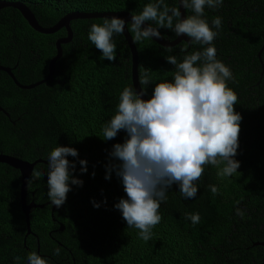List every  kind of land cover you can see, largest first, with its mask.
<instances>
[{
  "label": "trees",
  "instance_id": "obj_1",
  "mask_svg": "<svg viewBox=\"0 0 264 264\" xmlns=\"http://www.w3.org/2000/svg\"><path fill=\"white\" fill-rule=\"evenodd\" d=\"M18 1L30 9L41 26L53 24L69 11L123 10L138 14L145 4L155 2ZM165 3L177 7L176 0ZM192 14L190 9H184V16ZM217 16L222 24L213 29L218 32L213 41L216 52L228 54L231 49L234 61L243 60L246 54L250 64V81L242 88L243 81H227L238 97L234 110L242 117L234 157L240 167L231 177H221L217 172L223 165H205L196 182L197 195L192 199H184L178 185L173 184L159 208L161 222L152 228L148 241L140 238L139 229L127 227L114 207L120 198H126L120 178L112 172L110 179H105V166L110 161L118 163L109 157L112 145L126 138L121 130L115 139L104 140L102 131L115 114L121 91L131 86L130 55L122 35L113 36L116 60L110 62L88 39L91 25L102 24L104 18L71 20V40L61 45V55L47 83L51 84L22 89L0 71V107L8 114L6 117L0 112V154L46 162L33 166L26 184V202L50 201L47 157L57 145L77 150L78 157L66 159L75 162L72 174L83 181L82 186L70 184L65 203L52 210L53 220L50 205L30 209L28 223L34 235L24 237V218L15 198L17 171L0 163V264H28L27 256L33 251L49 264H259L263 250L253 243L264 241V48L259 56L261 67L256 53L264 40V0H222L218 8L205 6L203 18L210 26ZM126 27L133 40L130 23ZM158 30L167 40L175 34L164 28ZM64 33V29L52 34L35 32L17 10L3 7L0 65L9 67L21 85L42 79L55 52L54 40ZM133 43L138 84L148 99L155 84L163 81L166 47L151 39ZM181 44L205 47L192 42ZM245 45L248 47L243 51ZM23 69L30 74L25 75ZM145 69L150 77L148 85L139 82ZM234 70L242 73V64ZM235 77L241 78L236 71ZM79 160L87 161L84 173L80 172ZM34 171L43 173L40 179L32 178ZM210 185L219 189L218 194L211 192ZM93 201L99 207H94ZM237 208L244 212L243 217L236 214ZM186 213H199L200 222L193 225ZM58 223L62 230H58ZM234 227H244L243 237L234 238ZM56 248L60 249L59 255L53 254Z\"/></svg>",
  "mask_w": 264,
  "mask_h": 264
},
{
  "label": "clouds",
  "instance_id": "obj_2",
  "mask_svg": "<svg viewBox=\"0 0 264 264\" xmlns=\"http://www.w3.org/2000/svg\"><path fill=\"white\" fill-rule=\"evenodd\" d=\"M221 4L222 0H179V7H169L165 0H155L145 4L138 14H130V22L117 16L105 18L102 24L93 23L88 33L89 41L110 62L116 60L113 36L122 35L129 23L134 42L159 39L158 29L164 28L177 37L183 35L192 43L206 46L202 51L184 55L180 62L174 55L165 57L175 68L173 78L156 83L150 98H142L146 95L143 88L125 87L115 114L102 130L104 140L115 139L121 130L126 133L123 143L112 145L109 157L118 163L110 161L105 166V179H110L112 172L120 178L126 198H120L114 207L127 227L139 229L144 241L151 239L152 228L161 222L159 208L173 184L178 185L184 199H192L197 195L196 182L202 177L205 165H223L217 172L221 177H231L240 167V162L234 159L242 119L234 110L238 97L227 85L232 72L216 58L213 45L218 35L213 29H219L222 20L217 16L210 26L203 18L205 6L215 9ZM181 7L193 14L182 18ZM165 50L171 52L172 47ZM139 82L150 83L147 69ZM68 156L78 157L77 150L57 145L47 157L48 197L57 208L65 203L70 184H83L73 176L76 165L66 159ZM79 164L80 172H86L87 161L79 160ZM31 175L40 179L43 173L34 171ZM209 188L214 195L218 194L216 186ZM92 203L99 207L95 201ZM236 214L243 217L244 212L237 208ZM185 215L193 225L200 222L199 213ZM59 253L60 249L56 248L53 254ZM27 261L49 264L34 251L28 254Z\"/></svg>",
  "mask_w": 264,
  "mask_h": 264
},
{
  "label": "water",
  "instance_id": "obj_3",
  "mask_svg": "<svg viewBox=\"0 0 264 264\" xmlns=\"http://www.w3.org/2000/svg\"><path fill=\"white\" fill-rule=\"evenodd\" d=\"M176 4L177 7H179V0H176ZM11 7L14 8L15 10H17L19 12V14L21 15V17L25 20V22L27 23V25L35 32L41 33V34H52L55 33L56 31H58L59 29H64V35L61 37H57L54 40V54L50 57V59L48 60L47 66H46V75L38 80L37 82H33L29 85H21L19 84L13 77L12 73H11V69L9 67H5L0 65V71L3 72L5 75H7L11 81L13 82V84L19 88L22 89H29V88H33L35 86H37L38 84L43 83L44 81H47L50 79L51 74L54 70V63L55 61L58 60V58L61 55V45L65 44L67 42H69L71 40V30L69 28V22L71 20H75V19H92V18H111L113 16H117L120 17L122 19H124L125 21H129L130 22V13L123 11V10H118V11H102V12H82V11H69L66 12L65 14H63L60 18H58L53 24L49 25V26H41L37 20L35 19L33 13L30 11V9L21 1H4V0H0V9L3 7ZM181 11V17L183 18L184 16V9L181 7L180 8ZM122 37L125 41V44L128 48V52L130 55V82L132 87H134L136 90H139V84H138V80H137V52H136V48L135 45L133 43V40L131 39V36L128 33L127 27L125 26V31L122 34ZM153 42H155L156 44L162 46V47H168V46H172L175 44H178L179 42H185V43H189V38L186 36H180L177 37L176 35L167 40V39H163L161 38H155L153 37L151 39ZM264 48V40L259 48V50L256 53L257 58L259 59V54L261 52V50ZM143 99H146L145 96L142 97ZM0 112L8 117V114L0 107ZM0 163H3L15 170L18 171L19 173V194H18V203H19V208L20 211L23 215L24 218V225H25V233H24V237L26 235H34L30 232L29 229V223H28V214L30 209L32 208H42L46 205H50V217L52 218V210L56 207L54 205H52L51 201H45L41 204H34L32 201L26 202L25 200V193H26V184H27V180L28 177L31 173V170L33 168V166L37 163H42V164H46V162L42 159H35L31 162L22 160L20 158L14 157V156H10V155H6V154H0ZM63 226L61 223H58V230H62ZM253 244H258L259 246L262 247L263 250V256L261 257V260L259 262V264H264V241L263 242H254ZM36 251L38 252V242L36 240Z\"/></svg>",
  "mask_w": 264,
  "mask_h": 264
},
{
  "label": "flooded vegetation",
  "instance_id": "obj_4",
  "mask_svg": "<svg viewBox=\"0 0 264 264\" xmlns=\"http://www.w3.org/2000/svg\"><path fill=\"white\" fill-rule=\"evenodd\" d=\"M174 36H175V34L173 35V37ZM169 39H171V38H169ZM181 43H185V42L182 41V42H179L178 44L172 45L171 46L172 47V51L171 52H168L166 50L164 52V58L163 59H164V66H165V68H164L165 69V74H164V77H163V81L164 80L171 81L172 78H173L174 71H175L174 66L166 62L165 57H167L169 55H174V56L177 57L178 62H180V61H182L184 55L191 54L194 51H202L203 48H204V47H200V46H198V47H191L189 45L186 46V45H183ZM246 47H248V46L245 45L244 48H243V51L246 49ZM182 49H184L185 51H182ZM231 52H232L231 49L228 52V54H226L225 52H221V53L216 52V58L219 61H221L223 64H225V66H227L231 70V72H232V78L229 79V80H227V81H243V84L241 86V88H242L243 85H246V82L247 81H250V77H249V74H250V64H249L248 55L244 54V57L242 58L243 60H239V58H238V61H234L232 55L230 54ZM259 56H260V54H259ZM258 61H259L260 67H261L262 64L260 62V57H259ZM240 63L242 64V73L238 72L237 70H234V69H239ZM23 71H24L25 75H29L30 74V72L28 70L23 69ZM235 71H236L237 74H240L241 78H236L235 77ZM38 80H40V79H38ZM50 80H51V77H50ZM37 81H35V82H37ZM48 81L49 80L44 81L43 83L38 84L37 86L42 85V84H45L46 86H48L49 84L52 83V82H50L49 84H47ZM257 81H261V80H257ZM27 85H29V84H27ZM130 85H131V82H130ZM37 86H35V87H37ZM237 87H240V86H237ZM231 88L233 89V85H232ZM247 106H248V102H247ZM5 172L7 173V171H5ZM15 175L18 176V179H19V173H18V171L15 172ZM18 194H19V184H18L17 194L15 195V198L17 200V203H18ZM25 195H26V193H25ZM18 205H19V203H18ZM233 230H234V238H239V236L240 237H243L244 227H239V228H235L234 227ZM51 231H53V230H51ZM254 242H262V241H254ZM253 245H258V244H253ZM245 251H247V248H245Z\"/></svg>",
  "mask_w": 264,
  "mask_h": 264
}]
</instances>
